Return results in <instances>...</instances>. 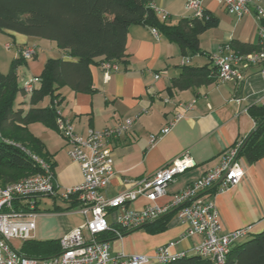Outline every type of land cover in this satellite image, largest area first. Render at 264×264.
<instances>
[{
    "label": "crops",
    "instance_id": "0c3cea01",
    "mask_svg": "<svg viewBox=\"0 0 264 264\" xmlns=\"http://www.w3.org/2000/svg\"><path fill=\"white\" fill-rule=\"evenodd\" d=\"M185 2L154 0L153 5L168 14L170 23L176 24L181 17L192 16L186 11ZM252 4L249 13L237 16L216 0L203 2V7L216 15L219 23L214 27L216 39L213 47L210 50L203 47L205 31L200 36V46L205 53L193 56H183L179 45L160 32L156 37L152 27L132 25L128 31L126 54L117 62L118 70L106 74L102 61L97 60L91 65L94 91L76 92L67 85L60 89L63 96L59 107L61 115L71 121L74 130L83 136L91 129L113 128L125 119L133 118L132 126L110 144L115 172L103 190L105 196H116L134 188L138 182L153 176L177 158L185 155L192 157L195 166L179 174L168 185L167 194L157 199V203L165 204L174 193L219 165L222 152L243 142L255 129L256 122L249 108L264 103V76L260 72V64L244 68L243 76L236 80H218L211 85L186 90L172 88V80L179 74L184 58H188L187 64L204 65L213 60L220 53L221 46L232 39L245 43L258 42L260 23L256 7L260 6L264 10V0H255ZM174 14L177 16L173 22ZM159 15L164 19L161 13ZM7 33L13 40L11 48L16 49L14 57L19 55L22 46L37 45L36 55L19 67L21 85L34 76H40L49 57L69 58L51 40ZM43 46H47L48 52L40 54ZM178 53L182 56L180 61ZM12 59L6 62L8 68ZM156 74L161 76L156 78ZM29 99L28 94L20 92L16 97V105L28 108ZM190 102H193L190 108L182 106ZM50 104V98L47 97L38 106ZM177 113H183L184 116L172 125L169 132L163 133L162 129L174 120ZM48 128L60 137L63 152L65 150L68 153L65 161L62 153L57 155L41 138L56 162L53 169L56 182L62 190L80 184L83 181L81 166L69 155L68 141L58 129ZM153 135L156 136L154 141ZM238 160L244 169L241 181L222 191H208L205 195L207 199L214 198L216 201L222 231L248 228L245 236H249L264 230V156L255 162H249L245 156H239ZM51 199L54 209L42 211L40 204L43 198L39 203L33 238H61L91 218V213L84 215L76 207L66 209L69 202L57 197ZM145 204L146 199L140 197L130 202L129 206L142 208ZM117 213L115 209L109 213L111 223H114ZM43 219L49 224L43 225ZM39 220L40 224L37 223ZM187 228L188 223L173 213L168 226L162 231H148L145 225L134 230H123L122 237L110 240V250L113 255L122 252L126 255H153L160 246L175 242L172 247L175 254L191 252L203 236L186 235ZM15 243L20 248L21 242Z\"/></svg>",
    "mask_w": 264,
    "mask_h": 264
},
{
    "label": "trees",
    "instance_id": "16d2710c",
    "mask_svg": "<svg viewBox=\"0 0 264 264\" xmlns=\"http://www.w3.org/2000/svg\"><path fill=\"white\" fill-rule=\"evenodd\" d=\"M154 0H0V30L51 40L69 58L49 57L40 74V82L29 94L30 106L16 105V97L24 92L19 81V67L27 61L21 54L14 57L7 72L0 69V185L18 181L41 171L39 159L56 162L44 141L35 135L30 124L41 122L58 129L57 117L63 96L61 88L69 86L76 92H92L91 65L97 60L119 62L126 54L128 31L132 25H148L170 41L179 45L183 56L205 53L200 36L214 28L219 18L203 7L202 17H181L176 24L162 19L153 7ZM264 26V17H259ZM237 54H248L264 48L257 43L230 41ZM219 67L211 60L204 65L183 63L172 80V88L186 90L211 85L219 78ZM50 105L38 106L45 98ZM249 112L256 122L255 129L241 142L239 156L255 162L264 156V103L254 104ZM39 158V159H38ZM212 191V190H210ZM43 198V197H42ZM42 198L36 200L38 212ZM66 209L76 207L79 200L73 195ZM30 202H15L29 209ZM174 211L166 212L145 224L148 231L166 229ZM117 226V225H116ZM115 226V227H116ZM122 230V229H121ZM134 230V229H132ZM100 238L111 240L115 231H106ZM19 251L25 255L48 258L61 251L60 238L39 240L28 238L21 242ZM163 264H213L194 251L176 255ZM226 264H264V230L238 239L230 248Z\"/></svg>",
    "mask_w": 264,
    "mask_h": 264
},
{
    "label": "built area",
    "instance_id": "2783aa9c",
    "mask_svg": "<svg viewBox=\"0 0 264 264\" xmlns=\"http://www.w3.org/2000/svg\"><path fill=\"white\" fill-rule=\"evenodd\" d=\"M228 12L237 16L249 13L255 0H216ZM204 0H187V7L193 15L202 17ZM158 13L167 19V13L153 5ZM257 17H264V10L257 6ZM153 34L158 37L159 31L152 27ZM259 39L264 44V26L259 24ZM6 47H12L7 43ZM37 53L36 44H27L19 48V54L25 59L33 58ZM184 58L183 62H187ZM219 67V78L222 81L236 80L243 76L242 70L251 64H260V72L264 76V48L248 54H237L230 44L221 46L220 53L213 57ZM106 74L118 70L116 62L103 61ZM161 74H156L159 78ZM40 82L39 76L26 80L22 87L26 94H31L35 85ZM193 102L182 104L185 109ZM184 116L177 113L174 120L166 125L163 133L169 132L172 125ZM133 118H127L113 128L104 130L91 129L85 136L77 133L71 121L60 115L57 127L70 145L69 155L81 166L83 181L73 187L62 190L55 180V173L50 163L39 159L41 171L26 176L18 181L0 185V264H150L152 261L165 263L176 255L172 251L175 242L160 246L153 255L124 252L113 255L110 240L100 238L106 231H115L116 237L123 236V230H132L151 222L166 212L174 211L177 217L188 223L186 235L200 234L202 240L195 245L193 251L212 261L213 264H226L231 246L248 233V228L222 231L220 211L214 198L207 199L208 191H222L237 185L244 169L238 160L237 143L228 147L221 154L219 165L209 169L201 177L191 182L184 189L173 194L165 204L157 203V199L167 194L168 185L176 177L195 166L192 157L185 155L175 159L169 165L159 169L153 176L138 182L134 188L116 196H105L103 190L109 184L115 170L110 144L128 130ZM156 136H152L154 141ZM206 194V195H205ZM76 195L79 204L76 208L84 215L91 213L83 225L77 226L60 238L61 251L48 258H37L19 251L16 241L22 242L32 237L36 228L35 204L44 196L69 200ZM143 197L146 204L142 208L130 207L129 203ZM27 200L29 209L15 202ZM117 210L114 223L109 220V213ZM117 225V226H116ZM116 226V227H115ZM122 229V230H121Z\"/></svg>",
    "mask_w": 264,
    "mask_h": 264
},
{
    "label": "rangeland",
    "instance_id": "374dc122",
    "mask_svg": "<svg viewBox=\"0 0 264 264\" xmlns=\"http://www.w3.org/2000/svg\"><path fill=\"white\" fill-rule=\"evenodd\" d=\"M205 3H210L213 2V0H204ZM185 8L187 9L186 11L189 14L193 15V10H191L190 8L187 7V0L185 2ZM188 14V15H189ZM177 14H174V18H173V22L175 21ZM178 22V21H177ZM216 29H210L209 31H206L203 35V39L205 41L204 43V48H206L207 50H210L213 47V43L215 42L216 39V35H215V31ZM13 43L12 38L8 35L7 31H2L0 30V69L4 72L8 71L9 68L6 66V62L8 61V59H12L14 57V55H16V49L15 48H11V49H7L6 47V43ZM47 46H43L42 50H40V54H43L44 52H48L47 50ZM50 56L52 54H49ZM178 59L179 61L182 60V56L181 53H178ZM26 62L23 61L22 65H25ZM30 128L32 129V132L37 135L38 137L42 138L43 140H45V142L47 143V146L49 149L53 150L54 152H57V155L59 153H62V158L66 161V157H68V153L67 151L64 150L63 152V143L62 140L60 139L59 136H57V134L52 131V129H49L46 125H44L41 122H34L30 125ZM45 200L46 201L45 203ZM51 196H44L43 197V202L40 204V207L42 209V211H46L48 209H54V205L51 201ZM61 200V199H59ZM38 215V213H37ZM110 219V217H109ZM49 221H47L46 219H43V225H48ZM37 223L40 224V220L37 221ZM34 232H32L33 234ZM151 264H161V263H157L156 261H152Z\"/></svg>",
    "mask_w": 264,
    "mask_h": 264
}]
</instances>
